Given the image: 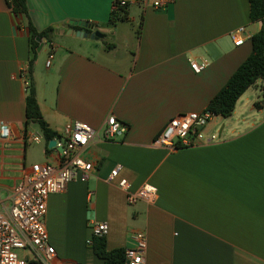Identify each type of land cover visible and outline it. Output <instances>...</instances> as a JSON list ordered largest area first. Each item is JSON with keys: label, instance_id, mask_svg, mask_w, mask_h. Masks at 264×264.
Wrapping results in <instances>:
<instances>
[{"label": "crops", "instance_id": "obj_1", "mask_svg": "<svg viewBox=\"0 0 264 264\" xmlns=\"http://www.w3.org/2000/svg\"><path fill=\"white\" fill-rule=\"evenodd\" d=\"M118 0H28L39 31L54 27L52 42L37 54L32 81L40 110L61 142L78 120L100 130L82 151L96 163L88 181L49 197L46 226L61 264H104L87 245L93 222L106 223L108 251L137 246L146 231V264H264V92L262 80L238 101L220 128L221 140L172 151L154 143L172 118L200 113L252 55L251 38L236 46L233 31L252 37L249 0H173L157 11L155 0H129L127 20L110 24ZM0 0V121L12 130L0 140V212L35 164L59 165L61 151L30 143L42 135L26 125L28 88L20 78L30 62L25 24ZM71 21L97 25L99 40L67 34ZM73 26L74 30H80ZM103 43H101V41ZM53 56L50 67L47 62ZM191 61L205 63L198 74ZM260 102L262 107L254 105ZM110 115L129 127L105 138ZM211 122L209 132H216ZM121 166L131 190L145 183L156 201L129 205L113 169Z\"/></svg>", "mask_w": 264, "mask_h": 264}, {"label": "built area", "instance_id": "obj_2", "mask_svg": "<svg viewBox=\"0 0 264 264\" xmlns=\"http://www.w3.org/2000/svg\"><path fill=\"white\" fill-rule=\"evenodd\" d=\"M173 0H155L152 5L155 10L167 9ZM129 0H118L114 6V13L129 6ZM252 37L245 26H241L232 32L231 38L236 46L242 45ZM53 56L47 62L51 66ZM206 64L191 61V67L200 74ZM30 66L24 67L20 78L29 88ZM215 115L208 109L203 112L184 113L172 118L154 145L175 151L179 148L199 147L204 144L219 142V131L209 132ZM105 138L116 140L124 137L129 130L126 123L116 116L110 115L104 123ZM100 130L94 129L82 121H72L65 126V138L57 141L55 148L62 150L59 165L34 164L24 180L14 189L12 206L9 211L0 212V264H61L57 261V252L50 243L49 232L46 226V214L48 213L49 197L53 194H61L68 190L70 183L80 179L88 181L92 173L97 169L95 162L82 156L85 147L99 137ZM12 137V130L7 122L0 121V140L6 141ZM41 135L27 136L30 143L40 144L44 141ZM121 166L113 169L109 176V182H116L122 190L129 205H135L139 201L153 204L156 201L158 189L145 183L136 191L131 190L126 178H119ZM91 237L87 245L93 246L95 238L106 237L109 226L106 223L93 222L91 224ZM137 246L126 249V264H146L147 233L137 231L133 234Z\"/></svg>", "mask_w": 264, "mask_h": 264}, {"label": "trees", "instance_id": "obj_3", "mask_svg": "<svg viewBox=\"0 0 264 264\" xmlns=\"http://www.w3.org/2000/svg\"><path fill=\"white\" fill-rule=\"evenodd\" d=\"M250 3V21L252 23H262L260 31L251 37L252 55L243 62L237 71L233 74L226 86L208 104L207 109L215 116L229 118L235 111L239 99L258 81L262 80V90L264 92V0H249ZM8 7L25 24V30L28 34L30 52V81L28 88V97L26 98V125L34 124L41 131L48 150L52 140L59 139V135L54 131L47 120L44 118L38 104L37 89L32 81L35 61L37 59L38 47L40 46L37 38H46L48 42L53 40L54 27L39 31L32 21L28 0H8ZM127 20V8H122L112 14L111 25ZM92 25V24H91ZM93 26L96 28L97 25ZM81 29V27H77ZM90 32V31H88ZM262 104L257 102L254 106L260 108ZM94 250L97 256L102 259L104 264H126L127 258L123 248L108 251L106 248L105 237L95 238ZM39 264V263H32Z\"/></svg>", "mask_w": 264, "mask_h": 264}, {"label": "water", "instance_id": "obj_4", "mask_svg": "<svg viewBox=\"0 0 264 264\" xmlns=\"http://www.w3.org/2000/svg\"><path fill=\"white\" fill-rule=\"evenodd\" d=\"M262 23H260V26L262 27ZM73 26H79L81 27L80 30H74ZM65 28L68 30L67 34L72 35L79 38L84 39H91V40H99L105 37V34L101 33V31L97 30L93 25L90 23H87L85 21H71L69 22ZM90 31V32H88ZM39 41L40 46L38 47V54L42 52L45 43L47 42L46 38H37ZM57 145V140H52L49 144V148H54ZM62 152V150H60Z\"/></svg>", "mask_w": 264, "mask_h": 264}, {"label": "rangeland", "instance_id": "obj_5", "mask_svg": "<svg viewBox=\"0 0 264 264\" xmlns=\"http://www.w3.org/2000/svg\"><path fill=\"white\" fill-rule=\"evenodd\" d=\"M100 41L101 43H103L102 40ZM212 123L215 124V128L217 129L216 131H218L223 126V124L227 123V121L221 120L219 117H214V119L212 120Z\"/></svg>", "mask_w": 264, "mask_h": 264}]
</instances>
